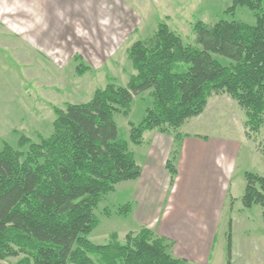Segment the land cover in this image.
<instances>
[{"label": "trees", "instance_id": "16d2710c", "mask_svg": "<svg viewBox=\"0 0 264 264\" xmlns=\"http://www.w3.org/2000/svg\"><path fill=\"white\" fill-rule=\"evenodd\" d=\"M238 6L253 13L254 23L198 19L192 43L159 22L149 37L127 49L134 73L125 85L108 82L88 101L54 108L52 131L38 141L19 135L16 147L0 143V260L188 264L172 255L171 240L145 226L126 232L122 240L112 232L105 243H94L89 235L99 224V202L117 183L140 175L129 143H143L145 131L173 133L178 140L184 121L199 115L212 94L222 93L244 110L245 135L255 141L264 124V0H230L225 12L233 15ZM145 91L151 103L144 117L136 124L128 121V139H120L115 114L128 116L133 98ZM175 154L176 146L165 164L171 178ZM244 179L241 204L259 205L264 223V176L245 171ZM130 211V203L115 209L122 216ZM105 214L111 211L106 208ZM226 264H232L230 231Z\"/></svg>", "mask_w": 264, "mask_h": 264}, {"label": "rangeland", "instance_id": "374dc122", "mask_svg": "<svg viewBox=\"0 0 264 264\" xmlns=\"http://www.w3.org/2000/svg\"><path fill=\"white\" fill-rule=\"evenodd\" d=\"M229 5L230 0H0V143L16 147L19 135L38 141L52 131L54 108L88 101L95 89L108 82L125 85L134 73L127 49L149 37L159 22L187 43L194 41L192 26L198 19L254 23L248 8L238 6L231 15L225 12ZM150 103L145 91L133 98L128 116L115 114L120 139H128V121L139 123ZM229 114L233 124L237 115ZM246 138L262 157L249 155L241 165L264 176V153L256 148H264V124L255 141ZM109 194L95 210L99 224L89 235L94 243L107 242L112 232L123 238L124 216L115 213L121 198ZM233 202L227 215L231 227L227 224L225 231L233 239L234 264H264L261 208H243L240 198ZM106 208L111 215L105 214ZM17 259L10 257L0 264H15Z\"/></svg>", "mask_w": 264, "mask_h": 264}, {"label": "crops", "instance_id": "0c3cea01", "mask_svg": "<svg viewBox=\"0 0 264 264\" xmlns=\"http://www.w3.org/2000/svg\"><path fill=\"white\" fill-rule=\"evenodd\" d=\"M230 112L237 115L234 125ZM243 117L241 108L226 94H212L205 109L178 129V140L173 133L147 130L143 143L129 144L141 173L117 183L109 194H119L117 206L131 204L122 234L145 226L171 240L172 255L188 264H226L227 215L245 188L246 170L241 164L249 155L262 157L244 134ZM175 146L176 173L171 178L165 164Z\"/></svg>", "mask_w": 264, "mask_h": 264}]
</instances>
